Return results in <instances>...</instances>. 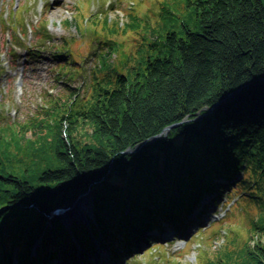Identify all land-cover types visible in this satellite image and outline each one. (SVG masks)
Listing matches in <instances>:
<instances>
[{
  "label": "trees",
  "instance_id": "obj_1",
  "mask_svg": "<svg viewBox=\"0 0 264 264\" xmlns=\"http://www.w3.org/2000/svg\"><path fill=\"white\" fill-rule=\"evenodd\" d=\"M82 2L61 27L75 24L76 15L78 25L88 17L108 43L87 93L68 83L65 70L74 61L63 38L49 54L65 92L48 95V106L25 121L5 124L0 112V264L14 256L17 264H35L55 254L51 249L69 234L58 218L47 226L44 216L83 192L93 234L104 240L123 234L130 249L132 238H156L144 232H161L157 219L185 229L202 194L216 205L222 192L236 188L238 203L257 208L249 235L239 241L218 224L211 242L225 239L216 259L202 252L196 264H264V0H160L150 21L134 1L124 23L90 16ZM178 6L184 17L176 15ZM23 9L5 20L20 25L21 37L11 33V41L26 37ZM47 24L41 19L32 33L50 38ZM122 37L131 38L130 47ZM25 48L32 57L40 53L32 42ZM117 50L132 65L109 63ZM228 94L234 97L224 100ZM69 230L89 245L83 226L72 222Z\"/></svg>",
  "mask_w": 264,
  "mask_h": 264
},
{
  "label": "rangeland",
  "instance_id": "obj_2",
  "mask_svg": "<svg viewBox=\"0 0 264 264\" xmlns=\"http://www.w3.org/2000/svg\"><path fill=\"white\" fill-rule=\"evenodd\" d=\"M82 1L83 0H0V112L6 119L3 120L5 124L17 121L18 119L25 121L29 116H33L35 112H38L41 109L40 107L48 106L46 101L50 95L56 97L57 93L60 91L65 92L66 88L62 84H58L55 79L57 66L54 58L49 54V51L54 45L62 43L63 38H66L69 42L67 54L74 61V63H70L67 66V70H65L66 74L71 75L68 83L70 87L80 88V93L82 95L87 93L92 79L91 71L97 59L107 52L108 43L106 40L103 43V34L95 31L92 24L88 22V17L82 21L81 25H78L77 21L79 20V16L76 15L74 16L75 24L67 28L61 27L62 23L67 18L72 17V14L76 11L77 4L83 3ZM86 1L89 4L87 5V9L90 16L100 15L99 18H102L108 15L107 17H110L111 20L120 19L123 20L124 23L127 21L125 8L133 4L134 1H136L135 4H137L135 9H138L140 12L142 11L144 15L149 18V21L151 19H157L158 7L156 4L157 1L160 0H147V3H142L143 0H124L122 4H120L121 0ZM16 4L24 7L22 12V25H25V28L27 24H36L39 20L46 18V20H48L46 28L50 38L46 39L45 37L35 35L30 32V27L28 26V28H26V39L25 37L19 40L13 39L6 43L10 38V33L19 35V33L14 32L18 30L17 26L20 28V25H18L19 22L12 23L11 25L5 22V20L9 19L10 11L14 9ZM168 7L170 9L174 8L172 4H169ZM175 12L178 18L184 17L186 14L185 8L181 6H178ZM166 28L170 30V26ZM142 31L144 35L148 34L144 32V30ZM148 36L150 37L149 34ZM72 38H74V40H72ZM121 39L124 42L130 41L127 43L128 47L132 44L131 38L126 40V37H122ZM28 41L33 43V48H37L39 49L38 51H40L35 57L29 54L24 56L21 53L25 47H28ZM123 46L124 50L126 49V51H128L126 44H123ZM9 48H12L11 53L9 52ZM13 49L15 50L14 54H12ZM120 52L121 50H117L112 54L109 63L115 61L122 69H124L123 64L128 68L129 65H132L133 60L132 58L128 60V65L123 61ZM27 56H29V61L24 62L22 58ZM233 97L232 95L230 99ZM223 103L224 102L219 103V106ZM216 108L214 107L213 109ZM220 181H222L220 178L213 179V182L216 183ZM233 191H237V193L235 194ZM239 194L240 192L237 188L235 190L230 189L227 192H222L216 205H210L212 198V196H210L211 194H202L198 203H204L210 200L208 204L210 205L211 213L205 216L207 221L204 225H200L199 229H188V227H186L182 232L178 229H172L168 223L162 224L161 221H163V219H157L156 222L158 226L164 229L163 236L168 237V239L164 241L161 239L156 243L152 241L141 242L136 245L137 249L135 251L130 247L131 253L129 256L128 252L122 256L121 254H117L116 256L114 250L115 246H108L107 242L101 240V238H96V240L101 249L111 251L113 258L120 260L118 264H196L202 252L205 255H207L206 252H208L209 254L206 257L214 258L216 251L221 247L225 237L217 238L215 241L211 242L214 237L213 233L216 232L215 229H217L216 226H218V224L228 229L226 230L229 233L228 237L236 235L239 241H242L244 237L249 235V230L252 228L251 217H256L257 208L255 206H245L238 203L237 198ZM87 197L88 196L81 198L78 203L74 205L77 211L81 210V215L84 218L79 216L78 220L76 219L77 221H75V219L73 221L77 222V225L83 226L86 230L90 231L87 218L89 217L91 219L92 214L91 204L86 200ZM192 214L191 212L187 216H191ZM228 214L231 216V219L226 218ZM52 218L57 217L47 219L44 216V222L47 226L50 225ZM259 219L262 221L264 220V218ZM60 222L62 224V220H60ZM141 231L143 232L142 228ZM220 231L222 232V230ZM123 236V234L115 233L111 243H116L119 249H124L127 243L123 239ZM69 241L67 240L66 243L62 242V249H65L67 245L70 247V238ZM244 242L245 241H243V243ZM77 253L76 259L81 260L82 257L80 255H84V252L79 250ZM53 258H50V262L53 261Z\"/></svg>",
  "mask_w": 264,
  "mask_h": 264
},
{
  "label": "water",
  "instance_id": "obj_3",
  "mask_svg": "<svg viewBox=\"0 0 264 264\" xmlns=\"http://www.w3.org/2000/svg\"><path fill=\"white\" fill-rule=\"evenodd\" d=\"M231 97H232V94H228V95L225 97V100L230 99ZM218 106H219V103H218L217 105H215V108L218 107ZM212 109H213V108H210V109H209V112H211ZM169 128H170V127H166V128L163 130V132H164V133H167V131L169 130ZM158 137H159V136H156V137L150 139V141H152L153 139H156V138H158ZM145 143H146V141L143 142V143H141L139 146H141V145H143V144H145ZM77 199H78V198H77ZM76 201H77V200H75L74 202H76Z\"/></svg>",
  "mask_w": 264,
  "mask_h": 264
},
{
  "label": "bare ground",
  "instance_id": "obj_4",
  "mask_svg": "<svg viewBox=\"0 0 264 264\" xmlns=\"http://www.w3.org/2000/svg\"><path fill=\"white\" fill-rule=\"evenodd\" d=\"M73 211H74V210H73ZM75 211H76V212H74V213H76V215L79 216V215H80L79 212H80L81 210H80V211H77V210L75 209Z\"/></svg>",
  "mask_w": 264,
  "mask_h": 264
}]
</instances>
